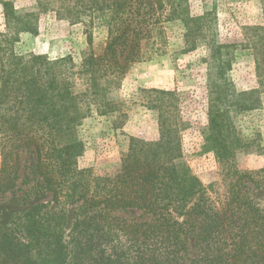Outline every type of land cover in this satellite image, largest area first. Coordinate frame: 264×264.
<instances>
[{
  "label": "trees",
  "instance_id": "trees-1",
  "mask_svg": "<svg viewBox=\"0 0 264 264\" xmlns=\"http://www.w3.org/2000/svg\"><path fill=\"white\" fill-rule=\"evenodd\" d=\"M166 2L36 0L32 11L20 13L13 1L0 0L5 19L0 32V200L18 186L22 156L31 151L33 179L40 184L34 189L51 194L50 201L15 214L9 232L0 230V264H264V210L242 188L246 179L264 189V168L234 170L236 181L214 199L185 161L180 128L171 122L166 101L157 108L159 139L131 137L115 174L97 175L77 166L83 148L78 127L93 107L100 116L115 112L118 104L109 94L121 86L132 64L146 59L144 46L163 35L159 12ZM47 13L86 26L89 50L77 71L70 56L51 60L17 51L20 35L37 33L39 16ZM210 16L186 17L187 44L195 45L206 31L211 34ZM96 24L107 31L100 55L90 33ZM247 30L255 33L250 48L264 75V26ZM212 43L208 59L222 84H210L207 139L227 159L223 169L231 170L235 149L249 146L229 141L227 74L236 56L229 45ZM259 92L238 94L236 105L255 107ZM25 177L23 183L31 181ZM129 211L140 212L143 220L120 215Z\"/></svg>",
  "mask_w": 264,
  "mask_h": 264
},
{
  "label": "rangeland",
  "instance_id": "rangeland-1",
  "mask_svg": "<svg viewBox=\"0 0 264 264\" xmlns=\"http://www.w3.org/2000/svg\"><path fill=\"white\" fill-rule=\"evenodd\" d=\"M6 1H13L20 13L36 7V0ZM160 2L147 0V5L158 6ZM207 13L211 15L208 18L211 34L206 31L195 45L187 44L186 17ZM159 14L164 21L163 35L154 38L156 43L144 46L146 59L132 64L121 86L112 89L109 94L110 99L118 104L115 112L100 116L93 107L92 113L78 127L83 148L82 155L77 158V166L82 170L90 169L97 175L115 174L128 151L131 137L146 141L159 139L157 108L162 101H166L171 122L177 123L180 128L184 158L191 173L216 199V193L223 194L227 186L236 181L234 170L241 174L255 173L264 168V85H261L264 75L258 72L256 55L250 48L251 41L256 38L255 33L247 30L249 27L264 26V6L260 0H168ZM4 29L5 19L0 5V32ZM90 31L92 48L100 55L107 44V31L98 24ZM88 34L83 24H71L54 13L40 14L38 32L22 33L16 49L23 55H44L51 60L70 56L77 71L83 54L89 50ZM211 40L212 45L214 42L229 45L236 56L227 74L232 90L228 92L230 101L227 107V122L231 124L229 141L239 139L237 144L249 146L235 149L231 170L223 169L222 162L227 159H221L207 139L213 91L210 84L213 80L220 82L214 63L208 59L211 56ZM78 87L83 88L81 81H78ZM154 90L172 92L174 96H163L152 92ZM222 90L224 85L220 87ZM252 90L260 91L255 96L258 98L255 107L237 106L236 102L240 100L238 94ZM25 153L21 163L22 179L15 190L0 200V230L7 232L13 227L11 222L15 214L35 203L51 200L50 193L34 189V186H40L38 180L33 179L34 169L31 168L35 155L32 151ZM1 165L0 144V169ZM25 176L31 181L23 183ZM243 184L244 192L264 210V189L255 188L246 179ZM120 215L129 220H143L137 211L121 212Z\"/></svg>",
  "mask_w": 264,
  "mask_h": 264
}]
</instances>
